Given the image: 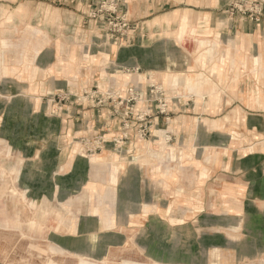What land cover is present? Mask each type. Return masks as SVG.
Listing matches in <instances>:
<instances>
[{
	"label": "crops",
	"instance_id": "1",
	"mask_svg": "<svg viewBox=\"0 0 264 264\" xmlns=\"http://www.w3.org/2000/svg\"><path fill=\"white\" fill-rule=\"evenodd\" d=\"M98 1L0 0V141L29 190L94 197L81 220L97 247L134 241L164 264L262 258L264 17L230 15L239 0H125L121 39L91 17Z\"/></svg>",
	"mask_w": 264,
	"mask_h": 264
},
{
	"label": "rangeland",
	"instance_id": "2",
	"mask_svg": "<svg viewBox=\"0 0 264 264\" xmlns=\"http://www.w3.org/2000/svg\"><path fill=\"white\" fill-rule=\"evenodd\" d=\"M8 19L5 17L0 27ZM97 141L93 144L98 146L95 147L98 150L100 145ZM22 159L13 145L0 141V264H125L126 261L131 262L129 264H164L148 260L134 241L125 248L110 249L100 246L101 242L97 247L99 237L89 232L94 223L81 220L88 207H94V197L70 191L56 199L54 187L48 189L50 197L33 193L23 180ZM105 208L109 206L102 202L101 211ZM83 225L87 228L80 232ZM117 226L119 222L113 223L111 228ZM82 233L84 235H80ZM92 233L95 235L90 236ZM82 236L85 246L80 247ZM52 246L62 251H53ZM231 256L215 251L211 256L199 257L197 264H235ZM178 264L187 263L181 260ZM238 264H264V256Z\"/></svg>",
	"mask_w": 264,
	"mask_h": 264
},
{
	"label": "built area",
	"instance_id": "3",
	"mask_svg": "<svg viewBox=\"0 0 264 264\" xmlns=\"http://www.w3.org/2000/svg\"><path fill=\"white\" fill-rule=\"evenodd\" d=\"M125 0H101L98 2V5L93 13V18L101 22L104 27V31L109 36H116L121 39H126L130 35V32L133 29L132 18H130L129 11L127 9ZM230 15L241 16L247 18L251 21H260L264 17V0H239L231 4L227 10ZM160 91L161 89L157 86L151 87V92ZM130 99L127 102L130 104L133 101H137L140 97V92L138 88L132 87L129 91ZM110 97V96H109ZM111 98V97H110ZM101 102L102 100L99 99ZM121 104L124 101H120ZM133 110V104L131 103L130 107L124 112L125 117L129 118ZM163 110L160 109V112ZM147 114L140 116V120L145 122ZM140 134L142 137H145L148 133V124H141ZM121 139H116L115 142H120ZM96 142V141H95ZM104 139H98L97 143H103ZM85 143L88 144L89 141L85 140Z\"/></svg>",
	"mask_w": 264,
	"mask_h": 264
}]
</instances>
